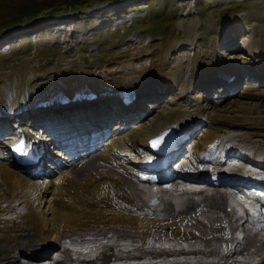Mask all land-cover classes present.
Here are the masks:
<instances>
[{
	"label": "bare ground",
	"instance_id": "bare-ground-1",
	"mask_svg": "<svg viewBox=\"0 0 264 264\" xmlns=\"http://www.w3.org/2000/svg\"><path fill=\"white\" fill-rule=\"evenodd\" d=\"M220 47L221 45L213 53L214 62L212 61L204 68L196 65V61L199 60L197 58L195 62L192 60L186 68H177L170 72L165 71L167 65L164 61L159 65L153 63L147 71L155 75L158 74L162 81L148 79L145 70L137 71L133 75L124 74L117 82L109 84L90 73L77 75L67 80L65 72L57 71L55 73L57 78L52 80V86L41 88L35 87V83L39 79L33 75L28 65H23L21 70L7 79H3L0 84V124L2 121L4 123L5 119V123H11V128H6V125L0 127V214H15V216L8 220L0 218V224L4 223L2 226L0 225V244H4L5 253L13 250L15 255L14 258L9 257L10 260L15 263L19 262L17 256L19 254L26 255L25 258L30 259L32 264H36L34 262L47 263L51 260L52 252H58L52 245L59 239L73 235L84 237L91 232L99 240H102L101 237L110 239L113 235L123 232L117 236L132 239L134 243L140 241L146 243L149 238L155 235L152 233L157 228V224L164 225L166 228H176L178 221L188 222L193 227L192 229L199 227L201 231L196 235V231L192 234L189 232L190 230H182L175 234L167 232L168 235L179 239L196 238L206 242L218 241L224 247L223 254L220 256V260L224 262L238 254L235 247H239L240 244L236 243L234 238L221 236V234L241 228V225L235 227L236 219L231 216L229 218L225 214V201L227 199L237 200L234 195L226 196L225 190L233 187L232 184L218 183V187H216L209 179L199 178L194 184L204 186L205 192L198 193L196 198L203 202L206 210H200V205H194L196 202L192 199V202L187 204L186 210L177 214H172L170 209L161 212L153 210L149 203L143 201L137 187L140 175L164 172L165 169L160 170V168L151 166V162H155L156 158L149 154V149L151 140L165 131L169 129L175 131L177 148L172 155L179 154V158L183 152L186 153L180 165H197L205 163V153L212 148L213 143L220 139L236 138L237 146L240 145L241 148V145H245L248 138L240 139L234 134H226L223 126L230 127L229 131L234 133L238 130H251V128L248 129L249 125L260 123L261 118L255 117L253 112L259 110L255 109L256 106H240L252 115L247 118L215 116L209 114L208 108L203 104L202 97L192 94L193 86L201 74L211 71H216L217 74L226 73V79L231 77L227 80L226 85L232 86L234 89L228 92L229 87L225 88L227 94H224L223 98L235 92L236 87L233 85L239 76H233L232 66L236 62L230 61L225 64L218 61V63L216 60L219 58L216 54L220 52ZM244 50L250 57H254L258 51L256 45L252 43L246 45ZM262 54L264 56V50ZM251 70L248 73L255 74L264 81L260 77L264 74V63L254 65ZM168 74L174 76L172 82L178 88L179 101L172 102L166 111L155 116L153 115L157 110L154 105H145L146 109H140V92L144 90L145 83L151 87L156 81L155 84L159 88H156L155 92L162 95L161 92H167L170 87L165 81ZM184 74L186 79H181L182 81L179 82L178 78ZM41 79L42 81L48 80L49 76ZM219 90L220 92L224 91L221 88ZM123 99H128L129 105H125ZM65 100L67 104L64 105ZM115 101H118L119 107L110 105L115 104ZM32 109H36L35 112L40 114L45 112L43 109L46 110L51 116V121L54 122V133L50 134L49 132L46 135L48 132L44 126L40 127L34 122L26 123L21 118L24 112L31 113ZM54 113L69 117V119L66 117L62 119V125L59 124L56 127L59 129L55 128L57 124H55ZM258 113L261 112L258 111ZM145 117H148L146 120L149 119L147 124L142 122ZM113 121H117V123L113 124ZM125 121H128L126 126ZM201 130L204 132L202 141L200 143L193 142L196 133ZM111 131L113 132L111 133ZM91 141L93 144L87 145ZM21 142L24 143V146L18 152L17 146ZM253 142L255 143L252 146L253 156H262L264 142L260 140ZM49 145L52 148H49ZM240 148L237 150L241 151ZM17 153L18 155L15 157ZM23 155H27L31 161L20 162V157ZM237 155L233 157L246 165L255 166L252 158H241ZM6 158L10 163H7L8 165L3 164V159ZM262 159L264 160V156ZM48 160L51 164H49V171H44L42 167L48 166ZM88 164H92L91 166L94 168L87 170ZM218 168L222 167L218 165ZM177 182V178L173 176L161 179L158 185L169 184L174 187V192L167 191V197L176 202H183L194 193L186 190L181 192V189L176 186ZM145 183L152 184L149 181H145ZM248 200L246 202H252V204L257 201L254 197H250ZM18 202L21 203L19 206H17ZM20 206H23L26 212H18ZM191 206L192 209L189 210ZM198 211L201 216L199 214L197 216ZM226 218L228 223L221 225L222 219ZM13 220L19 224L17 231L29 233L32 238L30 241L19 245L20 243L17 242L19 237H17L14 244L11 243L10 233ZM185 225L188 224L185 223ZM142 231L147 232L146 236L138 234ZM110 233H113L112 236H109ZM260 238L259 235L250 234L245 242V246L250 245V251L245 247L243 250V259L247 264L253 259V256L254 259L251 263L255 264V253L258 257L256 260L264 264V243ZM106 244L105 242L98 246L95 245V253L103 250L100 254L101 264H111L115 256L113 254L114 247H109ZM49 250V255L43 257V254ZM31 251L39 253L38 260L28 255ZM214 253L212 248L205 251L196 250V254L203 258L201 264H213L204 259ZM143 254L151 255L152 252L146 251ZM67 256L71 260L68 254ZM86 258L89 262L84 264L98 263V261L92 260L93 257H89V255ZM7 259L5 258V260ZM65 262H68L67 258ZM57 264L65 263L58 262ZM231 264L238 263L232 262Z\"/></svg>",
	"mask_w": 264,
	"mask_h": 264
},
{
	"label": "rangeland",
	"instance_id": "rangeland-1",
	"mask_svg": "<svg viewBox=\"0 0 264 264\" xmlns=\"http://www.w3.org/2000/svg\"><path fill=\"white\" fill-rule=\"evenodd\" d=\"M137 2L140 1L0 0V38L9 36L13 41L11 51L0 56V84L4 78L7 79L21 70L23 65H28L33 75L39 79L35 87L41 88L52 86V80L57 78V75L55 76L57 71L65 72L67 80L77 75L90 73L109 84L117 82L124 74L133 75L140 70L147 71L153 63L159 65L163 61L167 65L165 70L167 72L177 68H186L192 60L195 62L196 58L199 59L196 65L204 68L212 61L214 62L213 53L221 45L220 52L216 54L219 59L216 61L225 64L230 61L236 62L232 66L233 76H239L233 85L236 87L235 92L223 98L222 96L227 94L225 88L229 87L228 92L234 89L226 85L231 77L226 79V73L223 72L222 75L211 71L201 74L193 86L192 94L202 97L209 114L215 116L247 118L252 115L240 106H256L255 109L259 110L253 112L255 117L261 118V121L258 124L249 125L248 129L251 128L252 131L250 129L238 130L233 133L229 131L230 127L223 126L224 133L234 134L240 139L248 138L245 142L248 145L249 143L254 145L253 141L256 140L264 142V81L259 79V76L248 73L254 65L264 63L262 54L264 50V0H144L140 2L144 4L143 6L133 7L129 12L126 11L128 6ZM124 6L126 8L123 10ZM132 16H136V19L130 26H127ZM64 20L74 23L65 33L59 34L45 29L50 24ZM112 21L116 25H111ZM165 42H168L167 47ZM251 43L258 49L254 57L248 56L244 50L245 46ZM145 73L148 79L162 81L158 74L155 75L148 71ZM46 76H49V79L42 81L41 78ZM263 76L264 74L260 77L264 79ZM165 79L170 87L167 92H161L162 95L155 92L156 88H159L155 84L156 81L151 87L145 83L144 90L140 92V109H146L145 105H154L157 110L153 115L155 116L166 111L172 102L179 101L178 88L172 82L174 76L168 74ZM181 79H186L185 74L178 78L179 82L182 81ZM220 88L224 91L220 92ZM102 93L105 92L102 91ZM43 110L46 112L45 109ZM35 111L36 109H32L31 113L24 112L21 118L26 123L34 122L40 127L44 126L48 132L46 135L49 132L54 133V122L51 121V116L47 112L40 114ZM53 115H55L54 120L57 124L55 128L59 124L62 125L64 117L69 119L63 114L59 116L54 113ZM148 117L142 121L143 124L149 122V119L146 120ZM5 122L4 119L0 127L6 125V128H11V123ZM127 122H124L125 126L128 125ZM116 123L117 121H113V124ZM99 126L102 127V125ZM203 133V130L196 133L193 142L200 143ZM91 144H93L92 141L87 145ZM50 147L52 148L51 145ZM184 154L186 155L185 152ZM3 161V164H10L8 158ZM49 162L48 160V166L42 167L44 171H49L48 168L51 165ZM91 165L86 166L87 170L94 168ZM25 211V208L20 206L18 212L24 213ZM198 214L197 216L200 215ZM3 217L6 216L0 214V218ZM185 223L188 225L186 226ZM18 225L15 220L11 222V243L14 244L15 239L19 237L17 242L21 245L32 238L28 232L17 231ZM163 226L157 224L156 231L154 230L155 233L152 234L158 236L161 233L175 234L182 230H190L192 234L196 231V235L201 231L199 227L192 229L193 227L188 222L178 221L176 228ZM145 233L147 232L142 231L138 234L143 236ZM9 253H5V246L1 243L0 264H23V261L19 259L17 263L10 260L9 257L14 258L15 254L13 250ZM5 258L8 259L5 260ZM53 258L54 256L46 264H49Z\"/></svg>",
	"mask_w": 264,
	"mask_h": 264
},
{
	"label": "snow or ice",
	"instance_id": "snow-or-ice-1",
	"mask_svg": "<svg viewBox=\"0 0 264 264\" xmlns=\"http://www.w3.org/2000/svg\"><path fill=\"white\" fill-rule=\"evenodd\" d=\"M251 211V210H250ZM253 214H255V213H253Z\"/></svg>",
	"mask_w": 264,
	"mask_h": 264
}]
</instances>
